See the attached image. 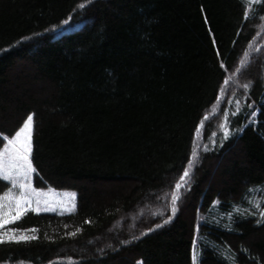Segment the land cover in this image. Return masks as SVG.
<instances>
[{
	"label": "trees",
	"instance_id": "trees-1",
	"mask_svg": "<svg viewBox=\"0 0 264 264\" xmlns=\"http://www.w3.org/2000/svg\"><path fill=\"white\" fill-rule=\"evenodd\" d=\"M263 32L264 0H0V149L34 113L35 188L78 193L0 264H264Z\"/></svg>",
	"mask_w": 264,
	"mask_h": 264
},
{
	"label": "snow or ice",
	"instance_id": "snow-or-ice-1",
	"mask_svg": "<svg viewBox=\"0 0 264 264\" xmlns=\"http://www.w3.org/2000/svg\"><path fill=\"white\" fill-rule=\"evenodd\" d=\"M250 2V0H245ZM81 8L85 7L84 4L80 5ZM245 88L249 87L247 84ZM240 110L239 101L236 102V109L233 115H236ZM34 116L29 114L22 126L13 134L12 138H6V146L0 150V180L8 182V190L0 194V245L3 244H20L28 243L33 240L39 239L37 235H29V232L36 233L38 230L33 229H18L10 228L8 225L17 223L29 211L34 214L41 212L55 211L48 199H42L47 194L37 191L32 184L33 174L36 173V168L32 162L33 151V133H34ZM225 124L222 125L224 129V139L228 138L229 131L227 129V115L224 116ZM254 122V121H253ZM0 144L3 141L0 140ZM222 146V145H221ZM205 147V151H207ZM196 159V153L193 152V160ZM193 168V164L189 163L187 168L183 170L179 182L175 184V191L170 197L171 200V213L172 216L165 219L162 224H157L155 227H163V224L171 222V218L175 216L178 211L177 203L181 198V188L185 191H190L189 178ZM19 189L17 193L15 190ZM64 196L70 201V206L67 211L71 214L75 211V193H65ZM255 207L258 209L257 223H264V209L260 208L257 204ZM90 223V222H89ZM155 228L149 231H154ZM71 235H76L72 233ZM147 235V233H144ZM196 251L193 250V261L195 264ZM138 264H143L139 261Z\"/></svg>",
	"mask_w": 264,
	"mask_h": 264
},
{
	"label": "rangeland",
	"instance_id": "rangeland-1",
	"mask_svg": "<svg viewBox=\"0 0 264 264\" xmlns=\"http://www.w3.org/2000/svg\"><path fill=\"white\" fill-rule=\"evenodd\" d=\"M262 34H263V36L261 37V39L264 38V32ZM4 146H6V142H5ZM2 148L0 150H2ZM34 175H35V173L33 174L32 184H33V187L35 188V186H34ZM35 189L37 191L46 193L47 196L46 197H42V199H48L50 201L51 206L53 208H55V211H48V212H41V213L60 214V215L69 214L68 211H67V207L70 206V201L68 200V198H66L64 196L65 193H68V194L75 193L76 194V199H75V211H76L77 204H78V193L76 191H72V190H58V189H53V188H49V189H37V188H35ZM15 191L18 193L19 189H16ZM75 211H73V212H75ZM146 212L150 213L151 210L148 209V211H147L145 209L143 211H139L136 216L129 217V218L125 219L123 221V223L119 224V226H116L113 229L119 231L128 223L129 224V229L134 232L135 228H136V225L139 223V221L141 220V217L144 216V214ZM152 213H154V212H152ZM111 232H114V231L111 230ZM28 234L32 235L30 232Z\"/></svg>",
	"mask_w": 264,
	"mask_h": 264
}]
</instances>
